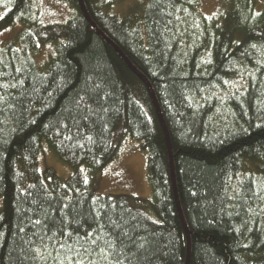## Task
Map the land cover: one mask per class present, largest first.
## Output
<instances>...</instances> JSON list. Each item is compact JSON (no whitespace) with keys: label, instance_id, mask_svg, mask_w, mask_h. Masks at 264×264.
Returning <instances> with one entry per match:
<instances>
[{"label":"trees","instance_id":"1","mask_svg":"<svg viewBox=\"0 0 264 264\" xmlns=\"http://www.w3.org/2000/svg\"><path fill=\"white\" fill-rule=\"evenodd\" d=\"M37 1L11 0L0 21L21 25L19 44L0 46V264H264L258 0H221L210 18L201 0H149L142 25L84 0L98 29L79 0H65L64 25L42 26ZM122 123L148 155L156 220L77 171L114 161ZM43 142L76 171L66 185L43 180Z\"/></svg>","mask_w":264,"mask_h":264},{"label":"rangeland","instance_id":"2","mask_svg":"<svg viewBox=\"0 0 264 264\" xmlns=\"http://www.w3.org/2000/svg\"><path fill=\"white\" fill-rule=\"evenodd\" d=\"M11 0H0V21L8 10ZM149 0H107L101 7L100 13H112L120 18H131L134 24L143 23L146 7ZM221 0H201L200 14L210 18L217 14ZM39 9L42 26L64 25L72 15V10L65 0H38L35 4ZM264 10V0H258V11ZM21 25L8 28L0 33V46L19 44L18 34ZM54 46H41L36 62L41 68L54 54ZM115 144L118 147L117 157L107 167L99 171H91L86 166L77 171L82 174L97 196H126L134 208L143 210L149 217L156 220L153 210L154 197L149 180L147 158L148 155L142 143L129 137L126 123H122L115 135ZM39 171L46 182V173L53 171L63 185H66L74 176L75 170L63 164L50 149L47 142L40 147L38 157ZM3 199H0V212Z\"/></svg>","mask_w":264,"mask_h":264},{"label":"water","instance_id":"3","mask_svg":"<svg viewBox=\"0 0 264 264\" xmlns=\"http://www.w3.org/2000/svg\"><path fill=\"white\" fill-rule=\"evenodd\" d=\"M79 3H80V6H81V9H82V12H83V14H84V16H85V18H86V20L89 22V24L93 27V28H96V29H98L97 27H96V25H95V23H94V21L92 20V18H91V15H90V13H89V11H88V9H87V6H86V4H85V1L84 0H79ZM104 36V35H103ZM105 37V36H104ZM106 38V37H105ZM107 39V38H106ZM108 40V42L116 49V51L129 63V61L126 59V57L123 55V53L120 51V49L114 44V43H112L109 39H107ZM130 64V63H129ZM132 68L136 71V73L137 74H139L140 75V73L132 66ZM141 76V75H140ZM141 77H143V76H141ZM144 78V77H143ZM149 86V88H151L150 87V85H148ZM163 127H164V130H165V134H166V137H167V142H168V145H169V149H170V143H169V138H168V133H167V130H166V126H165V123L163 122ZM172 160V159H171ZM172 175H173V180H174V185H175V178H174V172H173V170H172ZM178 209H179V213H180V216H181V219H182V222H183V225H184V227H185V229H187L186 228V223H185V221H184V219H183V216H182V212H181V209H180V206L178 205Z\"/></svg>","mask_w":264,"mask_h":264},{"label":"bare ground","instance_id":"4","mask_svg":"<svg viewBox=\"0 0 264 264\" xmlns=\"http://www.w3.org/2000/svg\"><path fill=\"white\" fill-rule=\"evenodd\" d=\"M221 8H222V2H221V6H220V8H219V10H218V12H217V14L219 13V11L221 10ZM216 15V14H215ZM50 26H53V25H50ZM113 43V42H112ZM141 76H143L142 74H140ZM143 78V77H142ZM143 79H145V78H143ZM145 81H146V83H147V85H150L149 83H148V81L145 79ZM149 87V86H148ZM151 87V86H150ZM149 89H151V88H149ZM155 100V99H154ZM158 113H159V116H160V118L162 119V115H161V112H160V110L158 109ZM166 135V134H165ZM168 138H169V136H168ZM166 141H167V137H166ZM169 143H170V139H169ZM167 144H168V142H167ZM168 148H169V145H168ZM169 151H170V157H171V159H172V149H171V144H170V149H169ZM40 154V153H39ZM175 187V189H176V186H174ZM176 192V191H175ZM175 198H176V203H177V206L179 205L180 206V203H179V200H178V196H177V194L175 193ZM181 209V208H180ZM179 210V209H178ZM182 212V211H181ZM180 214V213H179ZM182 216H183V214H182ZM181 217V216H180ZM183 219H184V216H183ZM182 220V219H181ZM184 221H185V219H184ZM183 223V222H182ZM189 256H190V248H189V250H188V259H189Z\"/></svg>","mask_w":264,"mask_h":264},{"label":"snow or ice","instance_id":"5","mask_svg":"<svg viewBox=\"0 0 264 264\" xmlns=\"http://www.w3.org/2000/svg\"><path fill=\"white\" fill-rule=\"evenodd\" d=\"M88 235H89V236H91L92 234H91V233H89ZM93 243H95V241H93Z\"/></svg>","mask_w":264,"mask_h":264}]
</instances>
